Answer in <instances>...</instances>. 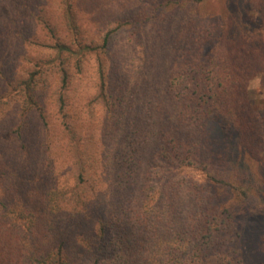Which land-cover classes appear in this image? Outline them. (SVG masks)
<instances>
[{"label": "trees", "instance_id": "1", "mask_svg": "<svg viewBox=\"0 0 264 264\" xmlns=\"http://www.w3.org/2000/svg\"><path fill=\"white\" fill-rule=\"evenodd\" d=\"M34 1L0 0V264H245L230 197H264L252 176L264 109L247 84L264 76V22L237 44L230 21L189 0L162 64L147 77L126 64L114 86L103 54L116 33L163 21L174 1L118 11L99 41L74 7L94 20L101 0ZM93 53L96 92L82 102Z\"/></svg>", "mask_w": 264, "mask_h": 264}, {"label": "rangeland", "instance_id": "2", "mask_svg": "<svg viewBox=\"0 0 264 264\" xmlns=\"http://www.w3.org/2000/svg\"><path fill=\"white\" fill-rule=\"evenodd\" d=\"M24 1L31 4L35 3L34 0L31 2L28 0ZM114 1L115 0H101L99 9L102 8L103 10L102 12L99 11L97 18H94V20L89 16V12L86 11V8L83 7V3L78 2L74 7L78 22L83 27L87 28V35H92V32H94L97 41H99V35L102 33V29L104 33L106 25L110 21L113 23L115 22V14L118 13V11H121L122 17H126L134 12L132 8H136L138 5L142 6L146 1L150 2L151 0H122V4L120 0L118 3L119 9L115 7ZM170 1H174V6L177 5L172 16H168L163 19V21L159 22L155 19L147 23L145 20L144 26L142 25L140 27L141 29L136 31L138 32L137 35H129L133 27L129 28V31H127L128 36L124 31L116 33L111 42L108 54H103V57L109 60L108 63L111 65L110 77L113 85L119 83L120 79H123V74L128 76V73L126 74L124 72L125 69V71H127L126 64L132 66L136 70L132 72L143 74L142 77H147V73H142L139 70L147 71L145 68L150 70L151 67V71H153L155 67L162 64L160 63L162 57L160 58L159 55L168 48V45L171 47L172 39L174 35L178 33L181 20L185 16V7L189 3V0H159L153 1V3L162 4L164 6V12L168 8ZM199 7L202 13L216 15L223 23H226L227 20L230 21L232 24L231 32L237 44L244 46L250 42H243L242 38L246 35L248 37L249 33H255L261 28L264 22V0H249V2L246 0H204ZM93 24H95V26H93ZM261 32L264 35V27ZM223 43L224 41H222L221 45L222 51L226 48ZM235 48L239 47L236 45ZM253 49H257L256 45L254 47L253 45L244 47L246 52L245 61H251ZM262 52L263 51L260 50L257 56H263L262 58H264ZM170 54L171 49H168V51L163 53L162 60L166 62V58L168 59ZM111 59H113V64L111 63ZM115 61L119 63L116 74L113 67ZM148 65L150 67H148ZM96 67V54L93 53L88 56V61L81 75L82 78H77L78 94L82 102L91 100L96 92ZM247 84L255 107L264 109V76L258 74L253 79L249 80ZM99 113L100 111H98L95 116H99ZM96 133L98 132L96 131ZM254 165L255 170L252 176L253 178L256 176L257 181L255 182V187L259 188L264 185V157L262 161ZM257 165L261 167L259 171L256 170ZM244 171H246V169ZM197 176L201 177L199 175ZM249 193H251V191ZM261 195L262 194H260V196H252L250 194V197L244 200H237L238 198L234 195L230 197V206L235 213L236 236L231 244V248L239 252L245 264H260L264 261V197ZM222 258L223 256L219 257V255H212L203 264H224V262L221 261Z\"/></svg>", "mask_w": 264, "mask_h": 264}]
</instances>
